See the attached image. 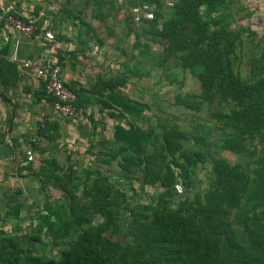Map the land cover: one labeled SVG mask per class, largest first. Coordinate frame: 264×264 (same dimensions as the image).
Listing matches in <instances>:
<instances>
[{
	"label": "rangeland",
	"instance_id": "rangeland-1",
	"mask_svg": "<svg viewBox=\"0 0 264 264\" xmlns=\"http://www.w3.org/2000/svg\"><path fill=\"white\" fill-rule=\"evenodd\" d=\"M8 1L35 31L49 32L43 41L62 56L61 73L79 79L82 112L58 118L40 91L19 106L0 90L8 112L0 122V240L20 257L57 262L82 231L101 227L118 250L131 249L133 263L152 264L131 242L146 218L201 203L217 161L252 168L260 137L239 139L246 154L233 146L227 117L238 108L208 102L202 66L184 62L191 36L167 34L182 0ZM195 8L209 29L229 33L234 76L247 86L264 78V31L242 26L239 1L200 0ZM117 98L140 107L125 113ZM263 193L230 210L228 237L264 239Z\"/></svg>",
	"mask_w": 264,
	"mask_h": 264
},
{
	"label": "trees",
	"instance_id": "trees-1",
	"mask_svg": "<svg viewBox=\"0 0 264 264\" xmlns=\"http://www.w3.org/2000/svg\"><path fill=\"white\" fill-rule=\"evenodd\" d=\"M193 1L182 0L175 6L172 29L167 34L172 38L183 32L191 36L193 53L184 62L190 67L197 63L202 66L199 80L208 102L216 99L238 108L231 113L228 111L229 116L224 115L233 122L232 129L238 138L233 146L243 151L238 146L239 139L256 136L260 137L262 147L250 169L239 164L229 166L215 162L212 167L214 186L201 203H195L194 207L182 206L175 212L153 214L146 218L138 236L131 242L138 241L147 259H154L147 261L152 264H264V239L259 237L249 243L250 237L239 243L233 235L228 237L224 223L230 210L264 192V78L247 86L234 76L230 58L233 40L224 27L209 29L208 23H201L195 8L200 0ZM73 92L75 108L82 112L78 92ZM41 93L44 96L42 89ZM114 103L125 113L140 107L121 98L115 99ZM228 146L232 147L231 141ZM251 155L248 153V157ZM101 231V227L82 231L57 262L20 257L15 246L1 239L0 264H132L136 257H127L131 249L118 250L101 237ZM207 234L209 238H206Z\"/></svg>",
	"mask_w": 264,
	"mask_h": 264
},
{
	"label": "crops",
	"instance_id": "crops-1",
	"mask_svg": "<svg viewBox=\"0 0 264 264\" xmlns=\"http://www.w3.org/2000/svg\"><path fill=\"white\" fill-rule=\"evenodd\" d=\"M242 9L243 25L248 30L259 29L264 31V0H238ZM12 4L8 0H0V8L4 9ZM12 8L13 5L11 6ZM15 12V10H14ZM21 16L26 17L20 13ZM4 14L0 12V90L11 103L22 105V98L33 97L35 92L40 91V84L34 79L32 73L23 67L25 60L33 59L38 55H45L52 52L47 42L43 41V33L34 31L30 37L15 33L3 24ZM37 27V23L35 22ZM59 55V54H58ZM56 54L57 60L62 68V56ZM61 57V61H59ZM65 84L78 91V77L67 76L61 73ZM76 76V74H74ZM78 79V80H77ZM70 81H73L70 84ZM25 99V98H24ZM49 104V102H48ZM50 107V106H49ZM10 108V107H7ZM8 116L5 105L0 101V122Z\"/></svg>",
	"mask_w": 264,
	"mask_h": 264
},
{
	"label": "built area",
	"instance_id": "built-area-1",
	"mask_svg": "<svg viewBox=\"0 0 264 264\" xmlns=\"http://www.w3.org/2000/svg\"><path fill=\"white\" fill-rule=\"evenodd\" d=\"M0 12L4 14L3 24L15 33L30 37L36 30L35 22L24 16L16 15L11 6L4 9L0 8ZM48 34L47 30L43 31L44 36ZM23 67L29 70L40 84L53 114L58 118L69 120H74L80 116L81 112L77 111L74 105L76 101L74 90L64 83L55 53L38 55L33 59L25 60Z\"/></svg>",
	"mask_w": 264,
	"mask_h": 264
}]
</instances>
